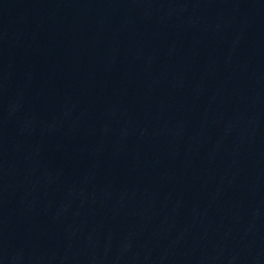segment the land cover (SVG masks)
Returning a JSON list of instances; mask_svg holds the SVG:
<instances>
[{"label":"water","instance_id":"water-1","mask_svg":"<svg viewBox=\"0 0 264 264\" xmlns=\"http://www.w3.org/2000/svg\"><path fill=\"white\" fill-rule=\"evenodd\" d=\"M0 264H264V0H0Z\"/></svg>","mask_w":264,"mask_h":264}]
</instances>
